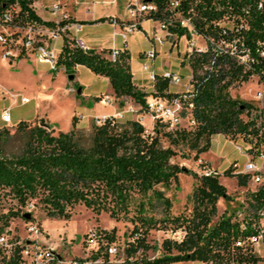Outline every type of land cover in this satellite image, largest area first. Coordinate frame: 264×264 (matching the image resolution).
Returning a JSON list of instances; mask_svg holds the SVG:
<instances>
[{"label":"trees","instance_id":"1","mask_svg":"<svg viewBox=\"0 0 264 264\" xmlns=\"http://www.w3.org/2000/svg\"><path fill=\"white\" fill-rule=\"evenodd\" d=\"M35 1L0 0V13L16 6L11 24L53 27L54 21L43 20L36 13ZM203 14L219 16L214 12ZM248 17L250 28L246 41L254 59L251 68L244 70L225 54H193L190 57L192 89L186 98L182 92L169 91L168 80L160 76L152 91L138 87L133 82L128 49H118L111 59L112 49L83 48L64 35L57 63L65 73L74 78L75 66L79 64L106 77L118 98V107L124 106V97L131 98L141 110H145L149 95L179 97L185 108L183 115H186V106L191 104L190 114L195 124L168 129L167 123L156 119L152 132L148 133L139 120L120 123L110 116L101 124L93 123L90 130H84L76 126V116H73L68 131L55 132L44 119L20 120L13 129L0 127V233L10 232L8 227L15 217L30 219L24 216L29 204L33 203L46 216L63 219L73 215L77 204H83L95 214L106 212L131 224V238L123 248L125 256L116 264H170L185 259L208 264H256L260 257L248 247L236 245L235 240L239 235L256 231L252 221L258 208L264 206V186L246 192L244 228L233 213L223 211L213 221L218 198L230 197L219 174L204 176L172 161L180 148L193 152L197 160L210 149L211 138L220 133L225 137L242 134L249 141L256 138L257 142L264 143V107L260 108L259 120L244 119L242 114H249L254 105L229 93L232 84L246 82L253 75L264 84V58L259 55L256 44L259 38L264 39V8L257 9L251 4ZM66 21L74 20L68 16L60 23ZM20 58L24 57L20 55L17 59ZM180 173L191 174L195 179L187 195L192 201L189 214L172 212V199L166 190L178 180ZM223 173L231 174L229 170ZM235 176L239 185L247 182L248 176ZM151 229L172 232L183 229L184 234L180 239L166 236L158 244L147 238ZM115 231V227L108 231V241L115 240ZM9 240L18 238L11 236ZM149 249H158L161 253L151 257L147 254ZM0 264H21L20 243L9 253L0 248Z\"/></svg>","mask_w":264,"mask_h":264},{"label":"built area","instance_id":"2","mask_svg":"<svg viewBox=\"0 0 264 264\" xmlns=\"http://www.w3.org/2000/svg\"><path fill=\"white\" fill-rule=\"evenodd\" d=\"M251 4H254L257 9L264 8V0H127L126 13L131 22L120 24L115 16H111L109 22L120 29L119 34L124 42L127 41L129 34L137 30V25L139 27L143 21L147 20L153 23L146 34L149 46L139 52V57L143 59L141 68L147 72V78L150 81H156L160 76L167 79L169 83L177 84L181 80L179 74L170 70L156 74L153 69L149 68L147 61H153L162 51L168 54L176 51L183 56L180 61H187V63H190V57L193 54L214 52L230 56L244 70L251 68L254 59L251 57L250 47L246 41V34L250 28L248 15ZM16 10V6H12L0 13V55L3 58L13 60L20 55L23 57L33 55L37 62L46 64L51 72H56L59 68L57 58L61 47L58 42L62 43L64 35L74 39L78 46L88 47L81 37L82 23L77 21L60 23V21L66 20L69 15H66L62 10L59 2H54L49 6V11L58 18L54 21L53 27L36 23L13 25L11 24L12 16ZM86 10L89 11L90 8L86 7ZM203 12L219 13V16L208 17ZM120 25L123 26L120 27ZM115 34L116 32H114ZM256 44L259 55L264 58V39L259 38ZM117 51L118 48H112L111 59L115 58ZM187 80L183 84L184 98L192 89L190 83L192 74ZM14 96L20 97L21 103L29 102V98L26 96ZM99 99L107 104L111 103L115 97L103 94L99 96ZM256 99L262 109L264 107L263 83L260 84V89L256 92ZM190 106L191 104L186 106V115H183L182 111L185 108H183L181 98L167 99L163 96L151 95L146 98L145 111L153 120L158 119L167 123L168 129H174L177 126L192 127L195 124L190 114ZM123 112L124 110L116 112L114 116L121 117ZM0 118L4 123H11L9 108L1 110ZM105 118V116L97 117L96 124H101ZM227 138L234 142L236 150L245 159L243 162L234 159L225 170H229L233 175L248 176L247 182L242 184L246 192L264 186V143L257 142L256 138L246 141L242 134ZM220 173L222 171L207 165L201 169V174L204 176ZM246 214L244 212V214L235 215L241 221L242 228L245 227L244 217ZM252 225L256 231L248 235H239L235 244L243 249L248 247L258 256L260 253L264 259V206L258 208ZM28 230L31 232V236L26 241L12 242L6 232L0 233V248L7 253L12 250L15 244L20 243L21 264H50L53 261H56V264H63L65 261L67 264H91L93 262L97 264L103 262L104 254H107L108 257L114 256L119 250L116 242L108 241L106 228L90 227L85 231L82 242L86 244V248L93 249L87 250L81 257L63 259L52 246L40 242L39 235H43V229L37 222H30ZM175 232L178 233V236L173 237L178 239L184 234L183 229ZM93 254H98V256L93 257ZM110 260H112L111 257Z\"/></svg>","mask_w":264,"mask_h":264},{"label":"rangeland","instance_id":"3","mask_svg":"<svg viewBox=\"0 0 264 264\" xmlns=\"http://www.w3.org/2000/svg\"><path fill=\"white\" fill-rule=\"evenodd\" d=\"M59 2L61 3V8L65 7L70 9L79 16L85 15L84 13L87 12L86 7H89V11L96 9L97 12L114 9L121 16L128 17L126 15L127 0H59ZM110 17L107 18V21H109ZM116 18L120 24H129L131 22V20ZM122 26L123 25H120V27ZM140 27L142 29V25H140ZM136 29L138 31H143V29H139L138 25ZM111 30L110 26H106V24L101 25V33L104 36H106V33L109 34ZM116 39L117 41H121L123 38L119 34L116 36ZM127 41L128 43L126 44L131 53V71L135 79L142 83L152 82L154 85L155 81L147 79V72L142 70L141 65L143 59L138 57L137 54V50L140 48L145 49L148 47L145 37L136 32L130 40H128L127 37ZM121 44L124 45L125 42ZM181 46L184 49L183 45ZM182 57L183 56L176 51H172L170 54L163 53L162 51L153 61H147V64L156 74H161L164 70H170L171 72L179 74L181 77L179 83H168L170 90L182 92L184 90L183 84L188 81L187 79L192 74L191 64L187 63V61H180ZM37 66V61L33 55L13 60L3 58L0 55V112L3 108H9V113L12 116L11 123H5V125L2 126L13 129L16 125V123H14L16 118L21 117L31 119L29 120L31 122L44 119L52 125V129H54L55 132L68 131L72 127V117L76 116V126L79 129L90 130L91 125L97 123V117L92 115L101 118L103 114L114 111V102H118V98L115 96V99L107 104L100 101V99L97 100L99 97L84 98L80 96L81 92L77 93L79 84L74 78L69 79V75L65 73L63 67H59L56 72H51L49 70L48 73L46 70H43L45 65H40L42 71H39L38 76H36L32 69L37 68ZM87 69L88 68L85 67L78 68L77 72L78 77L85 86V92H107L110 84L108 79H104V76L97 75ZM259 89L260 82H258L256 75L251 76L246 82H236L229 87V93L232 97L254 105V108L249 114H242L244 119H247V117H255L259 120L261 107L259 101L256 99V92ZM14 95L26 96L29 98V102L21 104L19 101L20 97L17 98ZM152 96L157 95L152 94ZM124 99V106L116 110L117 112L124 110L122 116L117 117L114 116V114L110 116L116 117L120 123L130 119L142 121L141 123L144 125L146 132L151 133L155 120H153L145 110H141L140 105L131 98L124 97ZM93 101H96V105L94 109H91ZM105 117H109V115ZM183 124L186 123L183 122ZM245 140L249 141V137H245ZM164 144L167 145L168 143L164 142ZM234 159L243 162L245 158L240 156L235 148L234 142L230 141V139L221 133L211 138L210 149L200 154L197 160L193 158V152H190L186 148H180L177 154L172 158L173 162L185 166L192 171H196L199 174H201V169L204 165L222 171V173L219 174V180L225 185L230 197L225 198L221 196L218 198L217 214L213 217V221H215L218 215L223 211L227 214L233 213V215H241L246 212L247 203L245 202V188L237 183L235 175L229 174L227 176L223 173L225 168ZM201 162L205 163L201 164ZM223 164H227L225 168ZM194 182L195 179L191 174L180 173L178 175V180L173 181L169 188L166 189L168 195L172 199L173 204L171 210L174 214L179 212L185 214L190 213L192 201L187 199V195L190 193ZM6 204H8V202H6ZM25 209L31 212L30 219L27 220L22 217L13 218L8 227L10 229V232L7 233L8 238L13 236V238H18V240L26 241L31 236V232L28 230L30 222H40L41 228L43 229V235H39L40 242L44 245L52 246L63 259H69L72 257H81L87 250L91 251L93 249L86 248V244L82 242L83 235L88 228L100 227L110 231L112 227H115L114 242L118 244L119 250L114 256H109L106 259V256L102 257L103 262L97 264H116L125 256L123 248L127 240L131 238L129 235L131 224L129 222L117 220L109 216L106 212L95 214L83 204H77L75 212L68 219L46 216L43 211L33 203L29 204ZM44 229L49 233H46ZM166 236L177 237L178 233L175 231L172 232L170 229H151L147 238L150 242L156 241L159 244L162 238ZM160 253L158 249H149L147 251V254L151 257ZM110 257L112 260H110ZM259 257L260 259L256 264H264V259L260 253ZM63 264H67V262L65 261ZM91 264L95 263L93 262ZM170 264L208 263H204L198 259H185Z\"/></svg>","mask_w":264,"mask_h":264},{"label":"crops","instance_id":"4","mask_svg":"<svg viewBox=\"0 0 264 264\" xmlns=\"http://www.w3.org/2000/svg\"><path fill=\"white\" fill-rule=\"evenodd\" d=\"M54 2H59V0H36L33 3V7H34L36 13L43 20L56 21L58 18L56 16H54L49 11L50 4H52ZM62 10L65 11L66 15H69L74 21H85V23H82V26H83V30L82 31L83 32L81 33V37H82V39L84 40V42L86 43V45L88 47L95 48L97 50H100L102 48L111 49L113 47L118 48V49H128V46L126 44V43H128V41H126L125 44L122 45L121 43L124 42L123 39L121 41H117V39H116V36L119 35V30H120L118 27H114L107 20L100 21V22H92V21H94V20H96V19H98L100 17H110V16H115V17H118L119 19H127V20H130V17H129V15L127 13H126V15L128 17H124V16H121L119 13H117L114 9L107 10V11H103V12H97V10L94 9L92 11L85 12L84 13L85 15L79 16L78 14H76V12H72L70 9H67L65 7L62 8ZM103 24H106V26H110L111 29H112L109 34L106 33V36H104L101 33V25H103ZM141 25H142L143 31H140V30L139 31L138 30L134 31L133 33L129 34L128 40H130V38H132V36L137 32V33H139V34H141L142 36L145 37V39L147 41V44L149 46L148 40L146 38V34L149 31V29L153 26V23H151L150 21H147L146 20V21H143ZM114 32H116L115 35H114ZM58 45L59 46L61 45V41L58 42ZM147 48H145V49H147ZM141 50H144V48H140L139 50H137L138 57H139V52ZM129 52H130V50H129ZM130 55H131V53H130ZM37 64H38L37 68L32 69V71L35 73L36 76H38V72L39 71H42L41 68H40V65H45V67H44L45 69L43 68V70H46L49 73V69H48V66L46 64L39 63V62H37ZM83 67H85V66L79 65V64L75 66V77H74V80L81 87V94H80V96H82L84 98H97V97H99L102 94H109V95H111V96L114 97L113 90H112V87H111L110 84H109L108 91L105 92V93H103V92H101V93H94V92H91V91H89V92L86 91L85 92V86L81 82V80H80V78L78 77V74H77L78 68H83ZM85 68H87V67H85ZM87 70H90V69H87ZM55 75H56V73H55ZM105 78L106 77H104V79ZM133 82L138 87H140L142 90H144V91H149L150 92L154 88V85H153L152 82H146V83L145 82L144 83L138 82L135 79L134 75H133ZM168 90L169 91H172V90H170L169 87H168ZM172 92H177V90L172 91ZM21 104H26V103H21ZM114 104H115L114 111L111 112V113L103 114L102 116H108V115L110 116V115L115 114L117 112L116 110L119 107H118V105H117L116 102H114ZM95 105H96V101H93V104L91 106V109H94ZM92 116L98 117V116H95V115H92ZM20 120H31V119H25V118L17 117L14 123H17ZM11 121H12V116H11ZM2 125H5V123L0 118V127ZM227 164H223L224 165L223 167L225 168V166ZM44 230H45L46 233H49L48 231H46V229H44Z\"/></svg>","mask_w":264,"mask_h":264},{"label":"water","instance_id":"5","mask_svg":"<svg viewBox=\"0 0 264 264\" xmlns=\"http://www.w3.org/2000/svg\"><path fill=\"white\" fill-rule=\"evenodd\" d=\"M69 79H73V75H69ZM80 92H81V87H79L77 89V93H80ZM24 216L30 218L31 217V212L30 211L24 212Z\"/></svg>","mask_w":264,"mask_h":264}]
</instances>
